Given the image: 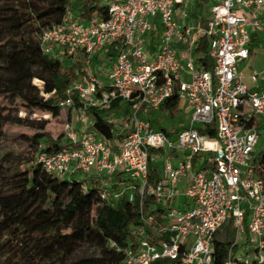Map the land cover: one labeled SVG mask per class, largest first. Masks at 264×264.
Listing matches in <instances>:
<instances>
[{
  "label": "built area",
  "instance_id": "1",
  "mask_svg": "<svg viewBox=\"0 0 264 264\" xmlns=\"http://www.w3.org/2000/svg\"><path fill=\"white\" fill-rule=\"evenodd\" d=\"M104 4L105 14L87 19L68 6L38 34L43 55L83 71L58 106L77 112L84 124L77 130L64 121L68 147L38 153L37 164L83 191L94 183L101 203L136 206L131 238L124 246L109 243L123 256L118 264H264V177L254 163L264 88L248 90L238 68L251 46L264 42V0H210L196 19L187 0ZM204 38L211 69L196 52ZM262 78L256 70L249 74L256 86ZM174 95L189 120L168 137L149 114ZM89 111L120 116L118 125L108 118L110 139L93 129ZM151 161L161 165L156 183L148 176ZM146 198L159 210L158 224L144 211Z\"/></svg>",
  "mask_w": 264,
  "mask_h": 264
},
{
  "label": "trees",
  "instance_id": "2",
  "mask_svg": "<svg viewBox=\"0 0 264 264\" xmlns=\"http://www.w3.org/2000/svg\"><path fill=\"white\" fill-rule=\"evenodd\" d=\"M206 0H200L204 5ZM76 9L79 17L87 19L93 12L105 14V4L99 0H0V96L14 94H39L31 82L41 83L40 97L34 104H42L51 117L62 113L58 102L65 99L66 90L79 80L83 71L79 65H69L43 55L38 34L58 23L66 8ZM207 40H201L196 50L206 62ZM207 63V62H206ZM207 69H211L208 62ZM74 106L79 102L72 93ZM180 99L168 98L154 114L175 109ZM149 119L157 126V119ZM93 129L103 139H110L113 123L102 112L89 111ZM0 126L15 124L35 129L28 141L30 158L25 163L2 173L0 168V264H118L122 254L109 247L110 242L124 246L132 226L139 224L135 205L121 200L116 207L101 203L96 185L87 191L75 181H67L45 173L36 162L38 153L50 154L68 147L62 134L53 138L46 131V120L33 121L0 113ZM172 132L158 129L168 137ZM157 130V129H156ZM202 133L212 131L199 129ZM121 137V135H119ZM257 173L264 177V152L255 154ZM21 164V165H20ZM151 183L159 181V171L148 165ZM153 201L146 198L144 211L155 215L159 223V210H151ZM90 243L97 254L75 258L78 248ZM221 248L225 244L220 245ZM151 264H179L178 261L158 260Z\"/></svg>",
  "mask_w": 264,
  "mask_h": 264
},
{
  "label": "rangeland",
  "instance_id": "3",
  "mask_svg": "<svg viewBox=\"0 0 264 264\" xmlns=\"http://www.w3.org/2000/svg\"><path fill=\"white\" fill-rule=\"evenodd\" d=\"M112 0H99L100 3H109ZM76 14L77 11L74 9ZM254 55L255 66L264 64V42L260 44H253L251 47ZM111 52V49H110ZM105 81V79H104ZM106 83V81H105ZM33 86L39 89V94H14L13 96H0V113L11 114V116H16L18 118H27L33 121L46 120V131L56 138L61 134V126L67 119L71 121L73 127L80 130L83 127L84 120L75 111H67L62 109V113L57 117H51L45 111L42 104H34L32 101L38 100L42 97L41 93V83L37 80L31 82ZM104 116L109 118L118 125L120 121V116L112 115L108 116L109 111L102 112ZM189 109L187 108L185 102L180 100L178 106L170 111H164L160 114H152V119H157L159 116L160 122L155 129H165L168 132H172L175 128H180L188 123L189 120ZM1 121V119H0ZM36 132L35 129L28 128L26 126H19L15 124H6L0 126V168L2 173H9L11 170L16 168L19 163H25L31 156L28 138ZM255 152H264V128L258 130V141L255 146ZM21 165V164H20ZM150 167L157 168L158 171L161 170V165L156 161H151L149 163ZM186 178L182 180V184L179 186L180 190H183ZM231 231V230H229ZM219 237V235L217 236ZM158 239H161L160 237ZM97 254V249L90 243H85L81 245L75 253V258L85 255ZM3 259H0V262Z\"/></svg>",
  "mask_w": 264,
  "mask_h": 264
},
{
  "label": "crops",
  "instance_id": "4",
  "mask_svg": "<svg viewBox=\"0 0 264 264\" xmlns=\"http://www.w3.org/2000/svg\"><path fill=\"white\" fill-rule=\"evenodd\" d=\"M209 2L210 0H206V3H203L204 5L201 6L199 4L200 0H187L186 9L189 12V16H192L193 19H196L198 16H205V8ZM257 44L258 43H256L255 45ZM253 55L254 53L250 55L249 59L238 62V68L244 74V83L246 87L248 88V90L250 91L260 90L261 88H264V78L260 80V82L258 83V86L253 84L251 80L249 79V74L252 70H256L258 72L264 73V64L258 65V67H256ZM259 123H260L259 124V130H260L264 128V126H262L264 125V122L260 120Z\"/></svg>",
  "mask_w": 264,
  "mask_h": 264
}]
</instances>
